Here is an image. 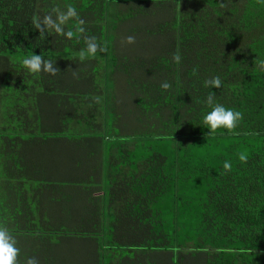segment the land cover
<instances>
[{
    "label": "trees",
    "instance_id": "1",
    "mask_svg": "<svg viewBox=\"0 0 264 264\" xmlns=\"http://www.w3.org/2000/svg\"><path fill=\"white\" fill-rule=\"evenodd\" d=\"M69 7L71 39L44 22ZM92 36L106 51L81 61ZM257 60V0H0V225L20 264H264ZM209 91L243 113L235 135H207Z\"/></svg>",
    "mask_w": 264,
    "mask_h": 264
},
{
    "label": "clouds",
    "instance_id": "2",
    "mask_svg": "<svg viewBox=\"0 0 264 264\" xmlns=\"http://www.w3.org/2000/svg\"><path fill=\"white\" fill-rule=\"evenodd\" d=\"M258 3H264V0H257ZM224 3L220 4V7H225ZM76 10L73 7H69L66 13L61 14L58 17V23L53 22L51 17H45L44 22L45 24L50 25L51 27L55 28L57 33H60L66 38L71 39L74 35L72 31L64 32L61 25H63L68 19L77 16ZM83 24V21H80ZM39 28L40 25L37 24ZM77 32H84L83 27H78ZM126 42L128 44L135 43L134 36H128L126 38ZM86 49L81 50L79 54V58L81 61L92 57L94 58L98 52H105L106 49L103 46H100L96 42V37H88L85 39ZM181 55L177 51L173 54L172 60L174 63L179 64L181 63ZM22 66L30 73V74H37L41 71H47L51 74L55 75L58 71L55 68L51 61H45L40 55L33 54L30 57L24 58L22 60ZM257 66L261 71H264V60H257ZM205 87L209 89H219L222 87V81L220 77L217 75L212 77L211 79H207L204 82ZM160 87L164 90H167L171 87V85L165 81L163 82ZM100 97L95 98L96 103H100ZM204 104L209 107L211 110L208 111L203 116V124L208 130L207 135H215L219 130H224L228 134L235 135L236 128L238 123L243 120V113L238 110H233L231 108H226L224 105L215 103V92L209 91L207 97L204 100ZM238 160L242 164H246L248 162V154L247 152H240L238 154ZM233 165L230 161L226 160L223 163V169L225 172H231ZM20 248L17 247V239L11 234L9 229L4 226L0 225V264H20L19 256H20ZM24 264H39L38 259L35 256L26 257Z\"/></svg>",
    "mask_w": 264,
    "mask_h": 264
}]
</instances>
